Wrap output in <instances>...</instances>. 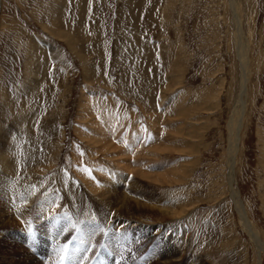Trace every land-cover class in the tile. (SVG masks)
Segmentation results:
<instances>
[{
	"label": "rangeland",
	"instance_id": "374dc122",
	"mask_svg": "<svg viewBox=\"0 0 264 264\" xmlns=\"http://www.w3.org/2000/svg\"><path fill=\"white\" fill-rule=\"evenodd\" d=\"M5 145L0 264H264V0H0Z\"/></svg>",
	"mask_w": 264,
	"mask_h": 264
},
{
	"label": "bare ground",
	"instance_id": "6f19581e",
	"mask_svg": "<svg viewBox=\"0 0 264 264\" xmlns=\"http://www.w3.org/2000/svg\"><path fill=\"white\" fill-rule=\"evenodd\" d=\"M235 3V2H234ZM235 18H236V22H237V25H236V28H237V32H236V38H237V49H238V52H239V55H240V59H241V61H242V64L243 65H245V63H246V40L244 39V33H243V29H242V25H241V21H239V19L237 18V13H236V11H235ZM243 69L245 70L246 68H245V66H243ZM245 73H246V70H245ZM245 78H246V76H245ZM245 81H243V85L245 86ZM242 85V86H243ZM243 86V87H244ZM244 90H243V88H242V92H241V94L239 95V97H238V100H237V103L236 104H238V103H240L241 102V98H242V95L244 94ZM90 113V112H89ZM151 115V114H150ZM160 116V115H159ZM151 118V117H150ZM154 124V123H153ZM110 127V126H109ZM97 128V127H96ZM112 130V129H111ZM103 131V130H102ZM97 134V133H96ZM102 136V135H101ZM100 136V137H101ZM106 137V136H105ZM144 137H145V135H144ZM235 139H236V137L237 136H233ZM91 138V137H90ZM10 139V138H9ZM102 139V138H101ZM101 139H99V140H101ZM146 140H147V134H146V138H145ZM95 140V139H94ZM94 140H92V141H94ZM150 141H151V139H149ZM148 140V141H149ZM103 141H105L104 139H103ZM150 141L148 142V143H150ZM98 142V141H97ZM104 143V142H103ZM109 142H105L104 143V146H105V144L107 145ZM148 143L146 142L145 144H146V146L144 147L145 149V151L148 153V155H149V152H151L152 150V152H154V150H158V147H156V148H152V146H149L148 145ZM159 143V142H158ZM96 144V143H95ZM145 144H143V145H145ZM157 144V143H156ZM231 144H233L232 142H231ZM98 145V144H97ZM103 145V144H102ZM114 145V144H113ZM113 145H110V144H108V146H106V147H102L101 149H104V150H106V149H108V150H110V149H112L113 148V150H112V152H111V154H113V151L114 152H116L117 151V153H120V156L122 155V154H124L123 152L121 153V152H119V151H121V149L119 148V147H113ZM100 147L101 146H99V149H100ZM124 147V146H123ZM134 148V147H133ZM139 148V147H138ZM152 148V149H151ZM2 150H1V161H2V164H3V166H4V169H5V171H9V170H16V169H18V168H20L21 166V164H19L18 162H16V157H13V152H14V148H12L11 146H8V145H5V146H3L2 148H1ZM143 150V149H142ZM142 150H141V152H140V148L138 149V152H137V154H134V155H136L137 156V158H138V162H136L137 163V167L138 168H136L137 169V174L138 175H140V176H142L143 178H153V177H155V176H157V177H159L161 174H163V173H165L166 171H169L170 169L168 168V166H164V165H158V163L157 164H153V161H151V157H149V164H147L146 165V163L144 164L143 162H139V157H140V155H141V153H142ZM151 150V151H150ZM111 151V150H110ZM146 153V154H147ZM155 153V152H154ZM158 153V152H157ZM235 153H236V144L232 147V146H230V163H232L231 161H232V159L235 157ZM116 155H118V154H116ZM127 155V154H126ZM144 155V154H143ZM155 155V154H154ZM119 156V155H118ZM119 156V157H120ZM151 156V155H150ZM122 157V156H121ZM124 157V156H123ZM135 157V156H134ZM147 156H145L144 158L146 159V161H147V158H146ZM142 158H143V156H142ZM141 158V159H142ZM14 159V160H13ZM118 159V158H117ZM124 159V158H123ZM135 159H136V157H135ZM119 160V159H118ZM143 161H145L144 159H143ZM122 163V164H121ZM135 163V162H134ZM105 164V163H104ZM119 164L120 165H122L124 168L125 167H127L128 168V170L129 171H131V167H130V165H129V163H128V161L126 162V161H124V163L123 162H120L119 161ZM102 165V164H101ZM136 165V164H135ZM134 165V166H135ZM229 165H231V164H229ZM2 166V167H3ZM105 167V166H104ZM22 168V167H21ZM108 168V167H107ZM122 168V167H121ZM135 168V167H134ZM160 168L162 169L161 171H160ZM97 169V168H96ZM110 169V168H109ZM96 171V170H95ZM164 171V172H163ZM4 172V171H3ZM2 172V173H3ZM131 172H133V171H131ZM163 172V173H162ZM7 173V172H6ZM18 173V172H17ZM130 173V172H129ZM135 173V172H134ZM2 175V174H1ZM99 175V174H98ZM6 176V175H5ZM7 178H10V177H7ZM99 179V178H98ZM137 179V178H136ZM9 179H6V177H2V179L0 180V185L1 184H3V185H1L0 186V191L2 190V191H4L5 189H6V187H7V185L6 186H4L5 184H9V183H7V181H8ZM167 181V180H166ZM90 185V184H89ZM133 185H134V183H133ZM117 190H116V188H113V189H108V191L106 190V192L104 193V194H107V193H109V194H112V197L115 199V201H116V203H115V205H114V207H116L118 210H120V211H122V212H124L125 214H127V215H129L130 216V214L132 213V211H131V209H133V208H136V209H153V210H159L160 208H157L156 206L155 207H153V206H150V205H148V204H146V203H143L140 199H137V198H135L134 196H132V197H129L128 195H126L125 194V192H123L122 194L120 193V194H118V192H116ZM76 192V191H75ZM78 194V193H77ZM76 194V195H77ZM101 194H103V193H101ZM104 194L103 195H101V196H103V197H106V196H104ZM74 195V194H73ZM75 195V196H76ZM74 196V197H75ZM134 197V198H133ZM136 197H138V196H136ZM87 198V197H86ZM113 198H112V200H113ZM74 199V198H73ZM79 199H80V197H79ZM79 199H76V200H79ZM82 200V199H81ZM89 200V199H88ZM32 201V200H31ZM72 201V200H71ZM73 202H75V200L73 201ZM79 202V201H78ZM77 202V203H78ZM93 202V201H92ZM102 202V201H101ZM238 202V201H237ZM80 203V202H79ZM105 203V202H104ZM108 204H109V202H108ZM75 205V204H74ZM107 205V204H106ZM237 205H238V203H237ZM104 206V205H103ZM239 209H240V207H239ZM27 210V209H26ZM159 211H161V212H168V210H162V209H160ZM241 211V210H240ZM22 212H24V213H17L16 212V214L15 215H11V216H9L7 219H8V221H12V220H15V219H18V217H22V216H25V212L26 211H22ZM27 213V212H26ZM88 213V212H87ZM241 213L243 214V211H241ZM245 214V213H244ZM29 215H31V214H29ZM246 215V214H245ZM107 216V215H106ZM243 216V215H242ZM4 217H5V214L4 213H1L0 212V226L3 224V222H5V219H4ZM105 217V216H104ZM108 217V216H107ZM121 217V216H120ZM110 218H113V217H110ZM124 218V217H123ZM115 219V218H114ZM126 219V218H125ZM21 220H23V219H21ZM129 220V219H128ZM122 221V220H121ZM127 221V220H126ZM1 222H2V224H1ZM7 222V221H6ZM115 224H116V226H118V228L120 229V228H122L123 226H122V224H123V222H120V223H118V222H115ZM127 225V224H126ZM134 225H136V224H134ZM246 226H247V229H248V231H249V233L258 241V244L259 245H261V246H264V243H262V242H260V239H258L257 237H256V235H255V233L253 232V230L251 229V227H250V225L247 223V221H246ZM23 229V228H22ZM99 235V234H98ZM63 237V236H62ZM56 240H57V243L59 242V240L56 238ZM66 240V239H65ZM50 243V247H54V243H52V242H49ZM49 247V248H50ZM64 250L65 249H63V251H62V253H61V259H60V261L58 262V264H74V262H73V260H71L73 257L71 256L72 254L71 253H69V251H67L66 252V254H67V257L66 258H64V255H63V253H64ZM96 252H94L92 255H91V257H90V259L87 261V263L93 258V257H95V260H94V262L92 263V264H94L95 263V261H96V259H98V254H97V256H96ZM193 256V255H192ZM50 257L52 258V255H50ZM72 257V258H71ZM36 258V257H35ZM58 258V257H57ZM175 258V257H174ZM167 259H173V257L172 258H167ZM86 263V264H87ZM161 263V262H160ZM160 263H156V264H160ZM167 262H164L163 264H166ZM150 264V263H149ZM162 264V263H161Z\"/></svg>",
	"mask_w": 264,
	"mask_h": 264
},
{
	"label": "snow or ice",
	"instance_id": "6c2138e0",
	"mask_svg": "<svg viewBox=\"0 0 264 264\" xmlns=\"http://www.w3.org/2000/svg\"><path fill=\"white\" fill-rule=\"evenodd\" d=\"M67 246L65 245V250H66Z\"/></svg>",
	"mask_w": 264,
	"mask_h": 264
}]
</instances>
